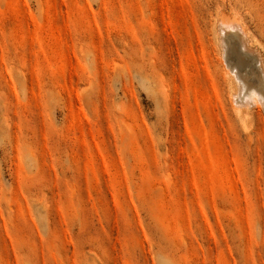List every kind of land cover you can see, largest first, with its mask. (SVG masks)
Listing matches in <instances>:
<instances>
[{"label":"rangeland","instance_id":"1","mask_svg":"<svg viewBox=\"0 0 264 264\" xmlns=\"http://www.w3.org/2000/svg\"><path fill=\"white\" fill-rule=\"evenodd\" d=\"M228 12L264 50V0H0V264H264L263 102L243 131L223 70L264 87L216 46Z\"/></svg>","mask_w":264,"mask_h":264},{"label":"bare ground","instance_id":"2","mask_svg":"<svg viewBox=\"0 0 264 264\" xmlns=\"http://www.w3.org/2000/svg\"><path fill=\"white\" fill-rule=\"evenodd\" d=\"M222 15H224V16L218 17V18H222V19L219 22H216V20H215L216 23L214 24L215 25V31H216V46H218V47L223 46L224 47L225 46V45H223L224 36H226V34H228L230 32L234 33L240 42L241 49L247 51L249 54H251V56H253V58H254L253 60L256 63V64L253 63V65L254 64L257 65L258 67H256V68H259V70H260L259 72H261L260 74L262 77L263 87H264V52H263L264 50H262L263 48L261 49V45H260V47L258 46L259 44L256 43V41L258 42V40L257 39H255L256 41L254 40V38H253L254 36L251 33L252 31L250 32V30L248 29L246 24L241 20V18L237 17V15L235 13H229L228 12V13L222 14ZM218 16H219V14H218ZM220 48L222 50V47H220ZM221 50H220V52H221ZM229 54L231 55V53H229ZM222 55L220 54L219 56L221 57ZM230 55L228 57H230ZM240 55H242V54H240ZM249 61H250V59H249ZM249 63H248V65H249ZM224 65H225V63H224ZM238 68L239 67H237V70H238ZM244 68L245 67H243V69ZM253 69H255V68H253ZM246 70L247 69H245L244 71H246ZM223 71H224L223 76L226 80V85L228 87L227 88L228 89V95L232 101V108H233L234 114H235L236 119L239 122L242 130L247 131L248 127L251 126L250 123H249L250 125L248 124L249 121L247 120L248 114L251 113L249 111L252 109L251 107L255 101H262L263 107H264V96H262L263 94L260 93L261 97H259V94H257L258 91H254V90H251L247 94H244V86H242L240 84L241 81L239 82V80H237V78L234 75V71L232 69H227V68H225ZM256 73H257V71H256ZM244 74H245V72H244ZM256 76H257V74H256ZM253 86H254V84H253ZM250 89H253V88H250ZM257 104H258V102H257Z\"/></svg>","mask_w":264,"mask_h":264}]
</instances>
